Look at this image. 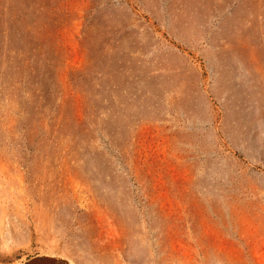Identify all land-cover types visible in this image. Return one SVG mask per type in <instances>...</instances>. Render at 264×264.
I'll list each match as a JSON object with an SVG mask.
<instances>
[{
    "label": "rangeland",
    "instance_id": "rangeland-1",
    "mask_svg": "<svg viewBox=\"0 0 264 264\" xmlns=\"http://www.w3.org/2000/svg\"><path fill=\"white\" fill-rule=\"evenodd\" d=\"M44 254L264 264V0H0V264Z\"/></svg>",
    "mask_w": 264,
    "mask_h": 264
},
{
    "label": "water",
    "instance_id": "water-1",
    "mask_svg": "<svg viewBox=\"0 0 264 264\" xmlns=\"http://www.w3.org/2000/svg\"><path fill=\"white\" fill-rule=\"evenodd\" d=\"M23 264H69L68 260L54 255H36Z\"/></svg>",
    "mask_w": 264,
    "mask_h": 264
},
{
    "label": "bare ground",
    "instance_id": "bare-ground-1",
    "mask_svg": "<svg viewBox=\"0 0 264 264\" xmlns=\"http://www.w3.org/2000/svg\"><path fill=\"white\" fill-rule=\"evenodd\" d=\"M118 230H119V229H118ZM6 233H7V232H6ZM143 249H144V248H143ZM154 250H155V249H154ZM177 251H178V250H177ZM69 260H70V263H69V261H68L69 264H72V263L75 264L71 259H69Z\"/></svg>",
    "mask_w": 264,
    "mask_h": 264
}]
</instances>
